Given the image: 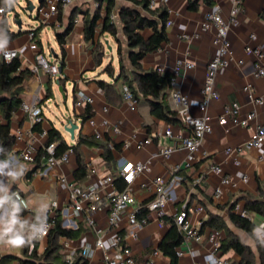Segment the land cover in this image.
Returning a JSON list of instances; mask_svg holds the SVG:
<instances>
[{"label": "crops", "instance_id": "0c3cea01", "mask_svg": "<svg viewBox=\"0 0 264 264\" xmlns=\"http://www.w3.org/2000/svg\"><path fill=\"white\" fill-rule=\"evenodd\" d=\"M115 3L117 6L129 5L125 0H115ZM215 4L220 6L223 17H226L230 8L228 0H213L211 5L200 1L197 10H189L186 0H168L165 5L168 10L167 18L171 20V24L165 26L167 39L160 48L145 54L141 60L143 69L161 67L162 71L168 72L173 71L178 58L194 63L191 68L181 69L175 77L177 85L188 97L189 111L194 115H200L197 103L201 99L200 90L205 78L206 63L216 54L217 50L213 43L215 28L213 26L208 29L201 27L205 12ZM99 5L97 0H77L62 8V21H56L57 26L51 23L41 26L36 34L39 44L38 52L45 56L41 42L42 35L46 38L49 46L51 38L56 43V48L49 47L48 56L51 61L58 62L63 48L65 65L59 75L63 81L56 84L57 78H53L43 70H39L37 73L30 72L21 87V96L23 102L26 103L33 102L37 96H41L39 106L44 117L40 123L42 130L46 131L51 125L55 126L67 144L75 143L79 135H95L104 139L107 134L114 141L121 142L122 145L124 142L129 144L126 148L121 146L120 151H114L116 171L120 170L123 162H145L147 160H150L151 169L148 172L135 175L129 182L130 200L115 224L109 223L108 209L91 213L90 220L86 218L84 212L80 213L76 219L85 228L77 239L69 240L66 247L62 245L66 258L73 259L79 254L81 247L86 244H94L95 239L100 236L103 247L95 248L87 264H104V253L113 255L118 252V247L115 246V237L121 235L122 243L127 245L133 253L134 264H169V258L157 248L159 241L168 230V222L165 220L163 224H160L155 219V214L150 213L149 221L137 229L136 236H132L129 234L130 227L126 217L129 211L138 210L141 205L154 197L153 179L155 176L164 179L173 196V201L164 207L165 217H174L186 200L191 205L197 204L203 208L201 213H191L188 216L199 239L190 238L182 241L177 247L182 251V254L177 256V264H213L214 257L220 255L209 239L210 233L217 230L207 225L202 226L203 220L208 216L207 211L218 213L224 217L241 240L256 252L255 238L264 243V213L248 211L249 219L254 223L253 236H250L231 224L226 209L232 202H236L241 208H244L248 198L258 197L259 189H264V142L257 148L246 145L255 126L257 124L264 126V103L257 105L253 100L255 95L264 93V76L254 75V60L251 55L244 52L246 44L264 45V0H244L243 11L238 15L239 24L230 28L227 34L230 51L229 63L226 67L220 68L216 75L215 81L219 97L211 100L207 108L212 131L205 135L198 159L187 167L183 166L186 150L178 139H174L177 143L170 158L164 159L160 154V149L173 141L172 138L164 134L167 127L171 128L173 134L180 131L185 135L187 132L181 126L178 116L171 107L170 100L166 97L170 112L164 118L152 115L148 104L143 101H139L136 109L131 110L121 98L122 79L112 78L103 72L105 64L109 61L114 66L115 74L118 70L116 42L107 32L100 35V39L105 44L104 56L101 64H96L92 54L93 46L83 38L82 19L86 11L93 12ZM100 7L102 12L103 5L101 4ZM71 12H74L73 26L66 35L65 43L61 48L55 38V32L63 29ZM113 15L118 35L124 41L121 20L116 9L113 11ZM6 17L8 22V14ZM10 29L16 31L11 26ZM18 29H21V26ZM29 29L21 30L22 32L11 39H4L2 35L1 43L7 48L16 49L21 61V68L31 70L37 52L29 47L27 35ZM148 32L149 30L143 31L144 34H148ZM194 33H197V36L190 39L182 36V34L192 35ZM250 33L255 34L254 40L249 38ZM49 34L52 35L51 38ZM98 35L99 28L95 38ZM108 45L110 49H108ZM96 79H104L112 83L115 94H110L107 99L103 90L96 83ZM49 81L51 94L48 97L46 89L49 86ZM58 85L63 87L64 95L58 90ZM247 85L249 90L245 89ZM78 93L90 97L92 102H80L77 97ZM59 99L61 103H59ZM234 101L240 104L241 116L249 111H255V117L247 126L235 125L230 120L225 123L218 122L217 117L223 113L224 106ZM87 107L95 119L106 117L112 123L118 124L119 132L112 134L102 127L89 126L86 122L87 119H83ZM104 107L106 110L103 109ZM65 115L78 124L74 130L73 139L69 132L63 129ZM0 120L2 121L1 116ZM9 126L15 140L10 150L3 156L0 155V164L5 165L0 171V191L3 194L18 190L28 202L29 211H25L22 216L15 214L16 219L19 220L18 230L23 234L26 221L45 214L53 216L60 213L62 220H64L65 214L73 216L70 209L67 212L65 210L69 201V191L60 178L64 176L68 181H75L74 171L77 167L75 154L71 152L68 162L50 168L44 165L45 158H43L41 166L33 171V162L22 160L19 157V152L24 148L33 147L36 155L38 148L43 145L46 135H40V131L34 128V123L30 121L27 113L21 107L12 114ZM17 133L20 136H17ZM146 139L150 141L140 146L137 145ZM228 146L234 147L235 151L226 153L225 148ZM79 150L88 169L87 176L81 186H93L101 191L106 190L108 186L102 188L101 178L110 173V170L102 159V148L81 144ZM234 157L239 160L238 165L233 163ZM175 164H180L181 168L174 174L171 167ZM211 164L220 165L223 173L229 175L236 182L234 187L223 186L219 197H215L213 191L220 182V175L210 170ZM243 175L247 176L245 182L240 180ZM53 201H56L57 207L51 206ZM14 203L16 201L10 198L7 200L6 206L0 209V231H3V225L12 217L11 208ZM216 204L223 207L217 208ZM217 236L219 240L223 236V232L217 231ZM63 240L64 237H61L59 240L61 244ZM35 241L36 252L39 254L47 244V237ZM155 249L157 253L154 254ZM26 251H31L29 245L28 248H13L0 241V260L2 257H10L8 264L19 262L18 258L25 256ZM222 257L231 264L239 262V256L233 251L222 254Z\"/></svg>", "mask_w": 264, "mask_h": 264}, {"label": "built area", "instance_id": "2783aa9c", "mask_svg": "<svg viewBox=\"0 0 264 264\" xmlns=\"http://www.w3.org/2000/svg\"><path fill=\"white\" fill-rule=\"evenodd\" d=\"M77 0H42V2L37 7V18L40 20V24L46 25L48 23L54 24L57 26L56 18L59 12V8H63L74 3ZM168 0H150L149 5L151 7L157 5L158 3H167ZM230 3V8L228 11V15L223 17L221 13L220 6L215 4L209 10H207L204 14L203 20L201 22V27L203 29H208L213 26L215 28L213 43L216 46V54L210 58L206 63L205 70V78L201 87V99L197 103V107L200 111V115H194L189 111V100L186 94H184L181 88L177 85L175 77L179 73L181 69L191 68L194 66L192 61L178 58L175 61V66L172 71V78L170 83V90L167 94V98L171 102V107L175 111L178 119L180 120L181 126L186 129V134H182V132L178 131L176 134H173L170 127H167L164 130V134L173 139V141L166 146H163L160 149V154L164 159H168L171 156L172 151L176 147V140L178 139L181 145L186 150V155L183 161V166H190L198 159V155L201 149L202 141L208 133L212 131V126L210 123V118L207 113V108L211 102V100L219 97L218 90L216 88V75L220 68L226 67L229 63V43L227 40V34L230 28L236 27L239 24L238 15L243 11L244 8V0H228ZM13 10V4L10 5H0V16L5 13ZM114 15L111 14V19L113 20ZM76 21V20H74ZM171 20L169 18L165 21V26L170 25ZM34 28H30L27 30V35L29 38V47L30 49L37 52L35 63L31 67V72L37 73L39 70H43L44 72L51 75L53 78H57L60 75L59 63L56 61H51L49 58L41 54L39 51V44L36 34L33 30ZM2 32L0 30V43L2 38ZM185 38H193L197 36V33L192 35L182 34ZM249 38L254 40L256 38L254 33L249 34ZM4 52H7L9 55L6 58L3 53H0V57L5 61H10L14 57H18V52L14 48H7L4 45ZM244 52L254 60V75L257 77L264 76V45L261 44H246L244 46ZM51 56V55H50ZM159 72H162L161 67H157ZM245 89L249 90V86L245 87ZM120 93L122 101L127 105V107L131 110L136 109L137 101L133 97V94L126 83L123 81L120 84ZM78 100L80 102L90 103L92 99L82 93H78ZM41 96H37L33 102L26 103L22 102L20 107L21 109L27 113L30 121L32 123H41L44 119L42 114L41 107L37 104ZM254 103L260 105L264 103V93L260 95L254 96ZM106 110V107L103 108ZM255 117V111H249L245 115H240V104L236 101L231 104H227L224 106L223 113L219 114L217 120L219 123H225L227 120H230L235 125L247 126L250 121ZM86 122L89 126L95 128L97 126L102 127L108 130L110 133L115 134L119 132V126L116 123H112L106 117H102L97 120L93 116L87 118ZM40 135H46L45 130L40 131ZM17 136H20L17 133ZM174 139H176L174 141ZM150 140L146 139L144 141L139 142L137 145L140 146L144 143H148ZM264 142V126L257 124L251 133L249 139L246 141V145L248 147L257 148L260 144ZM128 142L123 143V147H128ZM54 146L55 143H49L46 146V150L48 152V156L45 158V166L53 167L59 166L69 161L71 149L59 154L54 155ZM235 151L234 147L228 146L225 148L226 153H232ZM19 157L27 162H32L35 158V149L33 147L24 148L19 152ZM233 163L238 165L239 160L237 157H234ZM181 165L175 164L171 167L172 172L175 174ZM210 170L220 175V182L215 186L213 194L215 197H219L222 193V187L225 185L228 186H236V182L227 174L223 173V170L218 164H211L209 166ZM151 169L150 160L145 162H123L121 168L119 170L120 175L127 182L124 189L118 191L113 185V176L111 173L105 174L101 178V186L102 188H108L104 191L101 189L93 187V186H81L74 180H66L64 176L60 178L62 182L65 183L68 191H69V201L65 206L66 212L70 209L73 213V216H69L65 214L64 220H62V225L65 227L75 228L77 226V217L81 212H84V215L87 219L90 220V214L95 211H104L106 209L109 210V223L115 224L118 216L122 213L125 208L127 202L130 200L129 194V182L131 179L142 172H148ZM45 173V171H44ZM241 181L245 182L247 180V176L243 175L240 178ZM155 184V194L152 199L145 203V207L147 208V213L145 216L141 218L136 217V210H131L127 213V221L130 227L129 234L132 236H136L137 229L141 228L144 224H146L150 219V213L155 214V219L160 224L165 222L164 219V207L173 201L172 193L169 187L165 184L164 179L160 176H155L153 179ZM14 199L20 207H22L25 211H29V205L26 198L18 191L12 190L8 193L1 194L0 191V209L6 206L8 199ZM52 207H57L56 201H53L51 204ZM234 211L239 213L242 216L248 217V211L244 208H241L237 203L233 207ZM203 211L201 205H191L188 203V200L185 201L181 210H179L175 216L174 221L178 228L182 231L184 240H188L190 238L199 239V235L196 234V230L194 226L189 222L188 216L191 213L199 214ZM42 225L45 231V235L42 236L40 233L33 231V225ZM51 221L43 219V220H33L30 219L26 221V224L23 229V234L31 239L29 242L30 250L33 248V240H39L46 237L51 228ZM209 239L213 242L214 247L217 251V247L219 244L217 231H213L209 235ZM71 239L64 238L62 245L66 247L68 245V241ZM115 246L118 247V252L109 255L107 253L103 254V263L104 264H134L135 258L131 249L122 243V237L117 235L115 237ZM103 243L100 236H98L94 244H86L81 247L79 251V255H81L84 259L88 261V259L93 255L95 248H102ZM157 253V250L153 252ZM182 254V251L177 248L176 255L179 256ZM67 259L71 260L72 258L67 257ZM19 264V262L12 263ZM213 264H231L222 256H215L213 259Z\"/></svg>", "mask_w": 264, "mask_h": 264}, {"label": "trees", "instance_id": "16d2710c", "mask_svg": "<svg viewBox=\"0 0 264 264\" xmlns=\"http://www.w3.org/2000/svg\"><path fill=\"white\" fill-rule=\"evenodd\" d=\"M129 5L117 6L115 0H97L102 7V12L99 7L95 8L93 12L86 11L83 15V38L93 46L92 54L97 65H100L104 56V41L100 39V35L107 32L116 42V54L118 62V70L115 74L114 66L111 61L107 62L103 68L112 78H121L131 90L133 97L137 102L143 101L148 104L150 113L157 118H164L170 112L166 96L170 90V83L172 72H159L157 68L143 69L141 60L143 56L161 47L162 43L166 41L167 34L165 30V21L168 16V10L164 3H158L151 7L150 0H125ZM187 8L189 10H197L200 1L206 4H212L213 0H186ZM4 0H0V5H4ZM118 11L121 20L122 34L124 41L118 35V30L115 23L111 19V14L114 10ZM7 12L0 16V30L5 39H11L16 36L21 29L13 31L7 22ZM14 18H18L14 14ZM74 19V12L69 15L67 23L63 29L55 32V38L59 45L63 46L65 37L72 29ZM100 20V22H99ZM56 21H62V8L59 12ZM42 24H39L33 30L37 34ZM99 28V35L95 38L97 29ZM144 30H149L148 34H144ZM61 69L64 67V51L61 49V56L58 59ZM30 70L21 68V61L19 57H14L10 61H5L0 57V155L7 153L15 140V136L10 132L9 120L17 108L23 102L21 96V87L27 77L30 75ZM59 83H62L63 78L58 76ZM96 83L103 90L107 99L110 94H115L113 84L104 79H96ZM51 88L46 89V96H50ZM41 99L37 103L39 105ZM92 116L89 107L86 108L83 119ZM34 128L41 131L40 123H35ZM55 143L54 155H59L68 149L75 154L77 167L74 171L75 181L81 185L86 178L88 169L79 150L81 144L87 146H99L102 148V159L107 164L110 173L113 176L112 185L120 191L124 189L127 182L116 171V159L114 151H120L122 143L111 139L107 134L104 139H100L95 135H79L73 144H67L60 133V131L53 125L46 130V139L42 146H40L35 155L32 170H36L41 166V160L48 156L46 146L49 143ZM146 203V202H145ZM145 203L136 210V217L141 218L147 213ZM236 202H232L226 209L228 220L236 228L243 230L250 236L254 228V223L248 217L242 216L235 212L233 207ZM217 208L223 207L220 204L215 205ZM244 209L246 211H255L264 213V189H259L258 197L248 198ZM11 212L18 216H22L25 210L14 203ZM207 218L202 222V226L207 225L217 231H222L223 236L219 239L217 252L222 254L233 251L239 256L238 264H264V243L255 238L256 252L250 245L241 240L240 236L235 233L228 225L227 221L220 214L207 211ZM49 220L51 221V228L47 237V244L41 253L36 252V241L33 240V248L27 252L25 256L19 257V264H87V260L81 255H76L73 259L66 258L60 238L77 239L84 230V225L77 223L75 228L65 227L62 225V218L60 213L53 216L45 214L33 220ZM169 227L163 238L159 241L157 248L159 251L169 258V264H177L176 249L183 241V233L178 228L174 221V217H165ZM121 236V235H120ZM122 237V236H121ZM28 242L31 241L26 237ZM28 248V246H25ZM10 257H2L0 264H8Z\"/></svg>", "mask_w": 264, "mask_h": 264}, {"label": "rangeland", "instance_id": "374dc122", "mask_svg": "<svg viewBox=\"0 0 264 264\" xmlns=\"http://www.w3.org/2000/svg\"><path fill=\"white\" fill-rule=\"evenodd\" d=\"M29 2H31L34 5V8L32 10H27L26 7L29 4ZM39 3L38 0H14L13 3V10L9 11L8 14V23L10 24V26L17 30L19 27L15 24L14 22V14L18 15V18L21 21V30H26L29 29L30 27H37L40 24V20L37 18V7H38ZM44 34V32H43ZM50 38H51V34H49ZM5 39V38H4ZM51 44L49 46V44L46 41V38L44 37V35H42L41 38V42H42V46H43V52L45 54V56L47 58L50 59V57L48 56L49 53V47L53 46L54 48H56V43L54 41L53 38H51ZM59 103L60 99L58 100Z\"/></svg>", "mask_w": 264, "mask_h": 264}, {"label": "clouds", "instance_id": "9594fccd", "mask_svg": "<svg viewBox=\"0 0 264 264\" xmlns=\"http://www.w3.org/2000/svg\"><path fill=\"white\" fill-rule=\"evenodd\" d=\"M5 5L14 3V0H4ZM4 45L0 43V53H3L5 57H8V53L3 51ZM5 165L0 164V171L3 170ZM19 220L16 219L15 214L10 217L7 222L3 225V231H0V241H3L8 246L13 248H22L28 246V242L25 236L18 230ZM33 231L40 233L44 236L46 233L42 225H33Z\"/></svg>", "mask_w": 264, "mask_h": 264}, {"label": "water", "instance_id": "95a60500", "mask_svg": "<svg viewBox=\"0 0 264 264\" xmlns=\"http://www.w3.org/2000/svg\"><path fill=\"white\" fill-rule=\"evenodd\" d=\"M42 2V0H38V3L40 4ZM34 8V5L29 2V4L27 5L26 9L27 10H32ZM15 24L20 27L21 26V21L19 18L16 19ZM105 43H107V40H105ZM108 49H110V46L108 45ZM59 70L61 71V67L59 66ZM56 84H59V80L56 79ZM58 90L62 93V95H64L63 92V87L61 85H58ZM66 117H64L63 121V129L67 132H69L70 137L73 139L74 137V130L78 127V124H76L71 118H67V115H65Z\"/></svg>", "mask_w": 264, "mask_h": 264}]
</instances>
